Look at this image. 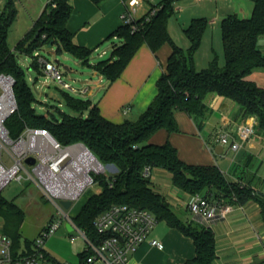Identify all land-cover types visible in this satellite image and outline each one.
<instances>
[{"label":"trees","instance_id":"16d2710c","mask_svg":"<svg viewBox=\"0 0 264 264\" xmlns=\"http://www.w3.org/2000/svg\"><path fill=\"white\" fill-rule=\"evenodd\" d=\"M98 5L105 0H91ZM253 12L248 19L230 17L222 23L224 65L215 57L209 66L198 70L194 56L200 49L209 21L205 18L192 20L184 30L190 42L187 51L172 40L169 21L175 14L174 0H162L156 14L147 21L145 15L136 21L137 31L124 24L110 37L123 40L114 46L109 60L98 62L94 69L110 82L116 81L125 71L137 52L149 47L156 53L169 43L173 52L166 72L158 82L154 102L136 120L114 124L106 120L91 101L61 90L68 107L76 114L64 115L61 121L38 115L33 108L34 93L25 83V73L20 69L18 56L33 58L32 68L39 73L41 66L35 52L41 48L56 47L57 54L67 53L82 65L92 67V51L73 42V34L67 24L72 15L69 0H50L33 28L12 50L8 45L10 30L18 17L17 0H5L0 11V74L11 75L15 81L14 92L18 111L6 122L12 139L18 138L26 127L47 129L62 145L81 143L109 169L106 175L96 177L100 192L93 195L73 219L75 227L83 231L93 243L100 242L94 221L114 205H128L151 212L158 222H166L193 240L196 256L185 264H216V239L210 228L194 221L183 222L168 201L152 186L149 169H162L172 174L174 187L188 195L205 194L210 199L229 204H244L256 200L262 206L264 198L251 187L231 183L217 167H198L183 162L170 143L154 144L151 138L160 130L169 134L179 131L177 112L190 115L201 129L209 111L205 104L208 95H217L234 101L240 109L242 120L254 117L256 137L264 139V89L248 81L254 71L264 69V54L258 40L264 36V0H252ZM36 33L38 39L26 49V44ZM66 92V93H65ZM88 116L84 118V112ZM0 218L4 222V234L14 248L22 242L30 247L34 240L24 239L22 226L25 212L14 201L5 200L0 194ZM89 252L82 259L87 264Z\"/></svg>","mask_w":264,"mask_h":264},{"label":"crops","instance_id":"0c3cea01","mask_svg":"<svg viewBox=\"0 0 264 264\" xmlns=\"http://www.w3.org/2000/svg\"><path fill=\"white\" fill-rule=\"evenodd\" d=\"M130 1L105 0L96 5L91 0H69L72 15L67 28L73 34L75 45L92 51L90 59L92 67L82 65L71 55L82 67L89 70L82 81L84 87L80 89V91L88 89V93L82 95L67 92L72 95L79 94L74 95L79 98L84 96L83 99L91 101L98 107L101 115L114 124L136 120L147 111L157 96L158 82L166 72L168 60L173 52L169 43L164 44L156 53L149 47L143 46L123 74L114 82H110L94 69L100 60H92L93 54L105 41L118 42L113 44L109 59L112 57L114 46L122 44L123 40L110 37L124 25L121 16L128 11ZM161 1H145L138 8L134 18L141 19L152 8L159 6ZM18 5L19 1H17V7ZM174 6L175 14L169 21V33L175 44L185 51L189 49L190 42L184 30L192 20L205 18L209 21L202 45L194 56V65L198 70L207 68L215 57L220 63L221 55L224 54L221 29L223 21L230 17L248 19L254 8L252 0H174ZM215 42L218 44L215 45ZM258 46L264 54V36L259 38ZM203 48H206L204 57L200 55ZM106 51L99 54V57H102L101 61H104L103 57L108 55ZM56 63L61 67L59 62ZM220 65L224 64L220 63ZM65 69L71 71L68 66ZM247 80L264 89V69L254 71ZM204 102L209 111L201 129L190 115L177 112L179 131L169 134L160 130L150 142L159 145L170 142L176 148L180 159L186 164L217 167L229 182L247 185L264 198V139L253 137L243 141L235 133L238 125L252 122L255 118L248 117L242 120L239 106L222 96L208 95ZM126 109H129L128 113H125ZM219 135H228L230 138L229 145H221L224 147L222 154L215 152L216 147L220 146L215 141V137ZM150 178L153 189L168 201L172 209L175 206L188 213L185 202L189 195L174 187L172 174L162 169H154ZM93 195L95 194L88 195L82 200L80 198V202L77 201L79 202L78 212L72 214L65 211L68 219L61 226L65 228V232L59 233L60 228L58 233L50 237L45 244V250L50 259L59 263L86 264L82 256L87 250V241L78 232L73 219L79 215L83 206ZM56 209H58L57 205ZM181 220L193 221V219ZM68 223L72 224L74 230L71 226L67 228ZM211 230L216 239V264H264V217L262 206L258 201L249 200L244 204H235V209L228 218L214 224ZM75 231L79 233L77 237L74 235ZM151 240L160 241L164 248L153 247L150 244ZM30 248L31 246L27 247L25 243H22L16 251L30 250ZM195 256L196 248L193 240L163 221L158 223L148 240L130 257L127 264H185ZM92 264L107 263L96 261Z\"/></svg>","mask_w":264,"mask_h":264},{"label":"built area","instance_id":"2783aa9c","mask_svg":"<svg viewBox=\"0 0 264 264\" xmlns=\"http://www.w3.org/2000/svg\"><path fill=\"white\" fill-rule=\"evenodd\" d=\"M145 1L149 0H131L128 11L121 16L123 24L131 25L133 31L138 30L134 16ZM156 12L157 8H152L146 14L147 21ZM35 56L43 73L57 80L64 90L82 95L88 93V89L76 90L64 82L61 67L57 63L46 60L39 52ZM15 84L11 75L0 74V194L12 181H22L25 178L34 182L42 195L57 205L58 209L57 218L34 240L30 250L16 251L12 240L7 235L0 234V264H68L50 259L45 250L46 241L68 219L59 202L75 203L80 200L89 188L97 185V176L107 174V167L85 145L76 143L64 146L47 129L26 127L18 138L12 139L6 122L18 111ZM128 112L129 109H126L125 113ZM255 125V119L245 122L237 126L235 133L243 141H248L256 135ZM215 141L223 146L230 144L228 135H219L215 137ZM4 150L8 152L10 161L4 159ZM29 158L34 159V164L26 162ZM144 176H151L149 169ZM185 207L192 214L194 222L211 229L214 224L228 218L234 211L235 204L197 194L189 195ZM158 223L156 216L148 210L128 205L112 206L94 221L100 242L93 243L78 229L87 241L86 251L90 253L87 264L96 261L127 264L130 257L148 240ZM150 244L158 249L164 248L157 240H151Z\"/></svg>","mask_w":264,"mask_h":264},{"label":"rangeland","instance_id":"374dc122","mask_svg":"<svg viewBox=\"0 0 264 264\" xmlns=\"http://www.w3.org/2000/svg\"><path fill=\"white\" fill-rule=\"evenodd\" d=\"M18 5V17L13 27L10 30L8 45L13 50L17 43L23 38L25 33H27L33 26L35 20L40 16L42 10L48 4L50 0H17ZM5 3V0H0V11ZM113 44H118L116 40L105 41L97 51L93 54L92 60H102L99 57L103 51L108 53L104 56L103 60H107L111 56V50ZM218 44L215 42V45ZM220 45V42H219ZM53 49V50H52ZM51 50L48 47L41 48L39 53L46 60L61 64V71L63 74V81L69 83L76 90L82 89L83 80L86 74L89 72L88 69L82 67L80 63L74 59L71 55L63 53L57 54L56 47ZM36 53V52H35ZM206 53V48H203L202 55L204 57ZM199 55V57H200ZM201 56V57H202ZM18 65L20 69L25 73V83L34 93L35 101H33V108L38 115L44 116L48 119L56 118L61 121L64 115H74V113L67 105L66 98L61 93L64 90L57 80L52 79L49 75L41 72L39 73L36 69L32 68L33 58L30 56L19 55ZM224 54L221 55V64H224ZM68 66L71 71L65 69ZM66 91V90H64ZM67 92V91H66ZM65 92V93H66ZM79 95V94H74ZM84 98V96H82ZM86 98V97H85ZM88 111L84 112L83 116L86 118L88 116ZM256 137V135L254 136ZM3 157L5 160L10 161L8 152L4 150ZM107 169V173H109ZM169 173V172H168ZM100 192V187L94 185L89 188L81 197V200L87 198V196L92 194H98ZM1 196L9 201H14L19 205L25 212V221L22 226V235L24 239L36 240L39 238V233L43 228L48 227L52 219L57 217L56 205L45 198L38 186L25 178L22 181L14 180L12 181L2 192ZM80 200V201H81ZM79 201V200H78ZM79 201V202H80ZM79 202H75L69 213H76L79 210ZM174 212L183 220L192 219V214L188 211H181L179 208H173ZM54 217V218H53ZM52 220V221H51ZM65 232V228L61 227L59 233ZM58 233V232H57ZM0 234H4V222L0 218ZM77 237L79 233L74 232ZM23 243V242H22Z\"/></svg>","mask_w":264,"mask_h":264},{"label":"water","instance_id":"95a60500","mask_svg":"<svg viewBox=\"0 0 264 264\" xmlns=\"http://www.w3.org/2000/svg\"><path fill=\"white\" fill-rule=\"evenodd\" d=\"M38 37H39V33H36L35 35H34V37L30 40V41H28L27 42V44H26V49H28L37 39H38ZM223 150H224V147L223 146H217L216 147V149H215V152L217 153V154H222V152H223ZM28 164H34V159L33 158H29V159H27V161H26ZM59 205L65 210V211H70V209L73 207V205H74V203L73 202H71V201H60L59 202ZM69 226H71L72 227V224L71 223H68V225H67V228L69 227ZM73 228V227H72ZM73 230H74V228H73ZM71 232H72V229H71Z\"/></svg>","mask_w":264,"mask_h":264}]
</instances>
